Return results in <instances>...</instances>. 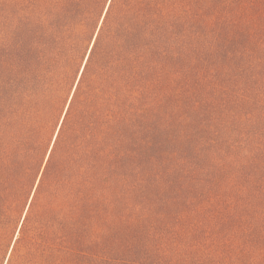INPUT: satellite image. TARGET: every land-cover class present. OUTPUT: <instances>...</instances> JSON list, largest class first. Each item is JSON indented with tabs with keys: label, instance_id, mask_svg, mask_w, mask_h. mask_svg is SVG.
<instances>
[{
	"label": "trees",
	"instance_id": "trees-1",
	"mask_svg": "<svg viewBox=\"0 0 264 264\" xmlns=\"http://www.w3.org/2000/svg\"><path fill=\"white\" fill-rule=\"evenodd\" d=\"M106 2L0 0V263L264 264V0Z\"/></svg>",
	"mask_w": 264,
	"mask_h": 264
},
{
	"label": "rangeland",
	"instance_id": "rangeland-1",
	"mask_svg": "<svg viewBox=\"0 0 264 264\" xmlns=\"http://www.w3.org/2000/svg\"><path fill=\"white\" fill-rule=\"evenodd\" d=\"M107 3V5L105 6H103V11L101 10L102 9V6H101V8H100V10H99V14H98V17H101V18H99V22H98V27H97V30L99 29V26H100V24H101V21H102V19H103V17H104V15H105V12H106V9H107V6H108V4H109V0H108V2H106ZM105 9V10H104ZM95 36V35H94ZM94 38L95 37H93V39L92 40H88L85 44H84V46H83V48H82V50H81V53H80V56H79V64L80 63H85V61H86V58H87V56H88V54H89V51H90V48H91V46H92V43H93V40H94ZM91 41V42H90ZM87 49V50H86ZM84 59V60H83ZM79 74H80V72H79ZM19 223H21L20 222V220L18 221L17 220V222L15 223V226L17 227V225H19ZM13 239L16 237V232H15V234H13ZM11 241V242H10ZM13 242H14V240H13ZM12 238H10L9 239V241H8V243H7V248H5L4 249V251H3V253H2V256H1V263L0 264H3V261H4V257H8L9 256V251L8 250H10V243H11V245H12ZM9 246V247H8ZM5 263V262H4Z\"/></svg>",
	"mask_w": 264,
	"mask_h": 264
},
{
	"label": "snow or ice",
	"instance_id": "snow-or-ice-1",
	"mask_svg": "<svg viewBox=\"0 0 264 264\" xmlns=\"http://www.w3.org/2000/svg\"><path fill=\"white\" fill-rule=\"evenodd\" d=\"M111 2V0H109V3ZM103 11V8L101 9ZM87 50V49H86Z\"/></svg>",
	"mask_w": 264,
	"mask_h": 264
},
{
	"label": "water",
	"instance_id": "water-1",
	"mask_svg": "<svg viewBox=\"0 0 264 264\" xmlns=\"http://www.w3.org/2000/svg\"><path fill=\"white\" fill-rule=\"evenodd\" d=\"M80 73H81V71H80Z\"/></svg>",
	"mask_w": 264,
	"mask_h": 264
}]
</instances>
